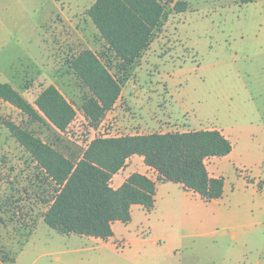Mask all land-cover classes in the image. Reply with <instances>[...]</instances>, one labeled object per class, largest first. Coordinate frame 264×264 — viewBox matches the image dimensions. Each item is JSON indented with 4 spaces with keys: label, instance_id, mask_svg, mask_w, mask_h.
I'll return each mask as SVG.
<instances>
[{
    "label": "rangeland",
    "instance_id": "obj_1",
    "mask_svg": "<svg viewBox=\"0 0 264 264\" xmlns=\"http://www.w3.org/2000/svg\"><path fill=\"white\" fill-rule=\"evenodd\" d=\"M180 1L186 10L165 7L148 48L125 68L87 13L95 0H0V83H10L33 106L53 85L75 111L66 131L59 132L0 99L3 264H264V0ZM86 49L107 65L120 94L137 96L136 104L128 105L119 94L95 126L82 110L92 93L69 67ZM121 108L136 125H124L116 113ZM169 113L194 128L227 129L233 152L206 162L213 175L223 177L220 199L177 198L169 216L117 225L115 238L106 243L75 242L44 221L38 224L52 183L6 121L44 141L58 138L59 150L72 157L96 136L189 129L146 125L152 115Z\"/></svg>",
    "mask_w": 264,
    "mask_h": 264
},
{
    "label": "trees",
    "instance_id": "obj_2",
    "mask_svg": "<svg viewBox=\"0 0 264 264\" xmlns=\"http://www.w3.org/2000/svg\"><path fill=\"white\" fill-rule=\"evenodd\" d=\"M170 5L176 12H183L187 4L180 0H95L87 13L108 49L126 68L148 48L165 7ZM69 67L92 93L84 98L82 110L90 126H95L118 99L121 86L89 49L73 56ZM0 99L18 108L30 121L59 132H65L75 117L72 106L53 85L39 93L33 106L10 83L1 82ZM5 124L52 183L50 197L42 200L47 207L41 217L60 234L108 239L113 234L111 223H127L133 204L147 211L154 207L160 182L179 183L206 202L222 197L223 177H210L205 164L207 158L225 156L232 149L219 130L96 136L84 140L79 153L68 157L59 150L58 138L44 141L32 130L10 121ZM132 155L142 156L144 164L157 172L156 178L135 172L112 188L111 176Z\"/></svg>",
    "mask_w": 264,
    "mask_h": 264
},
{
    "label": "crops",
    "instance_id": "obj_3",
    "mask_svg": "<svg viewBox=\"0 0 264 264\" xmlns=\"http://www.w3.org/2000/svg\"><path fill=\"white\" fill-rule=\"evenodd\" d=\"M137 94V93H136ZM120 96L122 97L123 101H126L128 103V105H131L132 103H135V99L133 97H137L136 95L134 96V94L132 95L131 93L128 94V92H123V90L121 91ZM119 96V97H120ZM120 99V98H119ZM117 104V102L115 103V105ZM114 105V106H115ZM124 108V107H123ZM123 108L118 109L116 113H118L120 115V117L123 116V119L125 120L124 125H136L137 123H134L132 120H129V117L127 116L126 112H124ZM113 112V111H112ZM150 121L146 122V125L148 127H153V128H158V129H164V126L167 125V123H176L178 125H187L189 127L188 130H219L231 143L232 145V149L231 151L225 155L228 156L233 152L234 149V144L231 141V137L229 135V133L227 132L226 128L223 127H212V128H194L191 127L190 123L188 122H180L179 118L177 117V115L173 114V113H169V116H151L149 117ZM121 123V122H120ZM163 130V131H164ZM188 130H181V132L183 131H188ZM225 156H221V157H225ZM218 158V157H209L205 160V164H206V168L208 171V174L210 177H219V176H215L213 175L210 171H209V167L207 165V161L208 163H211V161H213V159ZM127 170L126 174H122L123 172H125ZM141 173V174H145L146 176L155 179L156 178V174L157 172L144 164L143 162V157L139 156V155H132L130 156L124 166L118 170L116 173H114L110 180H109V184L112 188H117L119 187L124 181L125 179L132 173ZM223 192H224V184H223ZM223 196V193H222ZM180 198V200H187V199H199L200 201H203L204 203L210 202V201H204L200 198V196L193 192L192 190H186L182 187L181 184L179 183H174V182H170V181H165V182H160L156 185V192H155V201H154V207L150 210L147 211L142 205L139 204H133L130 207V220L127 223H123L121 221H114L111 223V228H112V236L109 237L108 239L104 240L98 237H93V236H85V235H78V234H61V235H65L68 238L74 239L75 242H79L82 239H88L89 241L92 242H97V241H101L103 243L109 242L111 241L113 238H115L116 236V226L117 225H122L123 227L129 225L131 222H133L135 219L138 220V218L141 217H145V216H157L159 215L161 218H163L164 216H169L171 214V212L176 208L177 202L176 199ZM220 199V198H218ZM216 200V199H213ZM211 200V201H213ZM160 210V211H159ZM40 221H43V219H40L38 221V224L40 223ZM36 230V228H35ZM34 230V231H35ZM34 231L31 233V235L34 233Z\"/></svg>",
    "mask_w": 264,
    "mask_h": 264
}]
</instances>
